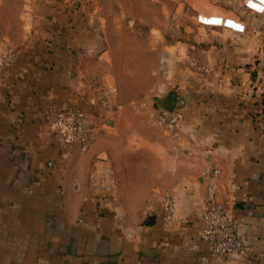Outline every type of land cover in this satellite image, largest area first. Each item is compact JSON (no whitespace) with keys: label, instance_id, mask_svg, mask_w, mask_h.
Segmentation results:
<instances>
[{"label":"crops","instance_id":"1","mask_svg":"<svg viewBox=\"0 0 264 264\" xmlns=\"http://www.w3.org/2000/svg\"><path fill=\"white\" fill-rule=\"evenodd\" d=\"M248 1L233 18L242 32L199 25L186 37L189 71L173 79L182 123L165 130L149 115L153 133L136 104L99 106L100 56L82 52L76 11L73 22L49 11L48 36L0 63V264H264V10ZM65 107L91 111L85 151L49 132ZM210 168L241 239L221 261L201 237Z\"/></svg>","mask_w":264,"mask_h":264},{"label":"rangeland","instance_id":"2","mask_svg":"<svg viewBox=\"0 0 264 264\" xmlns=\"http://www.w3.org/2000/svg\"><path fill=\"white\" fill-rule=\"evenodd\" d=\"M245 1L0 0V63L9 64L25 43L41 36L45 39L46 29L58 25L49 13L52 8L70 12L67 17L72 22L75 16L71 12L76 11L82 25L78 36L86 43L82 52L89 47L103 64L96 68L94 80L100 92L99 106H109L102 104L106 79L113 89L110 103L114 100L143 108V132L153 133L149 115L153 119L160 109L154 98L176 90L173 79L189 71L186 37L198 33L199 25L204 24L240 27L233 18L249 11ZM258 1L248 4L261 11L264 3ZM198 16L204 24L198 22Z\"/></svg>","mask_w":264,"mask_h":264},{"label":"built area","instance_id":"3","mask_svg":"<svg viewBox=\"0 0 264 264\" xmlns=\"http://www.w3.org/2000/svg\"><path fill=\"white\" fill-rule=\"evenodd\" d=\"M260 3L258 0H254ZM254 11H261L253 8ZM222 17V16H221ZM198 22L204 24L198 16ZM206 25V24H204ZM218 26L229 28L233 31L242 32L244 26L238 28L229 27L225 23ZM9 58V57H8ZM10 58L7 60L9 61ZM113 89L111 86L105 91L103 105L111 102ZM49 132L60 142L75 144L81 151L89 148L94 130L92 115L81 108L65 107L48 115ZM182 114L174 107L172 111L160 108L156 113V122L162 129L172 130L182 123ZM219 170L210 168L202 175L204 190L203 206L201 211L202 239L207 243L214 259L221 261L234 255L240 247L241 239L237 227L231 218V201L221 197L218 192ZM175 211L174 199L171 194H165L162 207L163 223L168 224Z\"/></svg>","mask_w":264,"mask_h":264},{"label":"water","instance_id":"4","mask_svg":"<svg viewBox=\"0 0 264 264\" xmlns=\"http://www.w3.org/2000/svg\"><path fill=\"white\" fill-rule=\"evenodd\" d=\"M154 99L159 103L160 108L166 109L168 111H172L175 107V93H174V91H170L163 98L155 97ZM111 123L112 122L110 120H108L107 124H106V128H110Z\"/></svg>","mask_w":264,"mask_h":264},{"label":"trees","instance_id":"5","mask_svg":"<svg viewBox=\"0 0 264 264\" xmlns=\"http://www.w3.org/2000/svg\"><path fill=\"white\" fill-rule=\"evenodd\" d=\"M263 106H264V97H263Z\"/></svg>","mask_w":264,"mask_h":264},{"label":"snow or ice","instance_id":"6","mask_svg":"<svg viewBox=\"0 0 264 264\" xmlns=\"http://www.w3.org/2000/svg\"><path fill=\"white\" fill-rule=\"evenodd\" d=\"M262 3H264V0H261Z\"/></svg>","mask_w":264,"mask_h":264},{"label":"bare ground","instance_id":"7","mask_svg":"<svg viewBox=\"0 0 264 264\" xmlns=\"http://www.w3.org/2000/svg\"><path fill=\"white\" fill-rule=\"evenodd\" d=\"M250 1H252V0H250ZM250 1H248V3H249ZM262 12H263V11H262ZM262 12H261V13H262Z\"/></svg>","mask_w":264,"mask_h":264}]
</instances>
